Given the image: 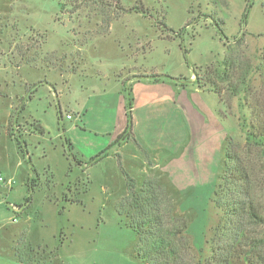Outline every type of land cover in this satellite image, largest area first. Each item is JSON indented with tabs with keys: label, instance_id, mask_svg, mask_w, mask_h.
<instances>
[{
	"label": "rangeland",
	"instance_id": "374dc122",
	"mask_svg": "<svg viewBox=\"0 0 264 264\" xmlns=\"http://www.w3.org/2000/svg\"><path fill=\"white\" fill-rule=\"evenodd\" d=\"M226 42L240 59L258 61L264 0H0V264H144L138 235L119 212L129 194L119 152L88 164L90 149H107L120 132L110 142L80 116L89 127L100 118L109 124L108 100L135 75L192 84L197 71L205 80ZM206 94L220 104L229 140L244 145L241 99ZM130 143L120 151L136 189L148 178L175 188L161 168L165 158ZM205 198L200 214L188 211L202 258L222 221Z\"/></svg>",
	"mask_w": 264,
	"mask_h": 264
},
{
	"label": "trees",
	"instance_id": "16d2710c",
	"mask_svg": "<svg viewBox=\"0 0 264 264\" xmlns=\"http://www.w3.org/2000/svg\"><path fill=\"white\" fill-rule=\"evenodd\" d=\"M138 7L134 6L138 12H145ZM225 44L228 52L219 67L214 71L209 68L205 80L195 71V82L220 99L225 95L228 103L235 97L241 99L247 111L242 118L247 135L244 145L228 137L224 144L218 179L210 199L221 211L222 221L207 240L210 256L202 258L194 252L188 234L194 216L180 209L185 195L153 178L136 189L134 178L122 166V156L118 154L129 190L124 204L128 208L120 205L119 212L129 218L138 235L137 251L144 264H264V49L255 62L251 58L240 59L228 42ZM151 76L178 80L170 75ZM126 91L127 125L110 147L122 141L132 142L151 154L134 134V99L131 90ZM39 130L45 132L43 125H39ZM109 148L91 157L88 164L97 163Z\"/></svg>",
	"mask_w": 264,
	"mask_h": 264
},
{
	"label": "crops",
	"instance_id": "0c3cea01",
	"mask_svg": "<svg viewBox=\"0 0 264 264\" xmlns=\"http://www.w3.org/2000/svg\"><path fill=\"white\" fill-rule=\"evenodd\" d=\"M134 77L136 79L127 81L108 100L107 104L115 108L114 118H109V124L106 121L103 123L100 118V125L89 127L87 114L80 118L86 129L107 134L110 142L114 141L116 135L122 133L127 125V109L124 108L122 92L127 93L126 89L129 87L134 99L132 114L136 138L156 158H165L162 170L175 188L185 195L180 209L184 212L194 210L200 214L198 206L201 205L202 197H206L203 202L208 199L206 209L211 205L212 196L208 195V191L212 184L216 185L224 144L230 134L226 121L218 113L220 104L210 94H206L212 93L211 91L196 84L194 76L190 79L192 84L166 77ZM93 106L100 107L96 104ZM87 108L83 109V113ZM130 144L122 141L109 146L107 154L110 156L119 152L123 157L120 150ZM101 148L103 147L94 145L90 154H98Z\"/></svg>",
	"mask_w": 264,
	"mask_h": 264
},
{
	"label": "built area",
	"instance_id": "2783aa9c",
	"mask_svg": "<svg viewBox=\"0 0 264 264\" xmlns=\"http://www.w3.org/2000/svg\"><path fill=\"white\" fill-rule=\"evenodd\" d=\"M68 117H70V115H68ZM4 181L3 177L0 175V182Z\"/></svg>",
	"mask_w": 264,
	"mask_h": 264
}]
</instances>
